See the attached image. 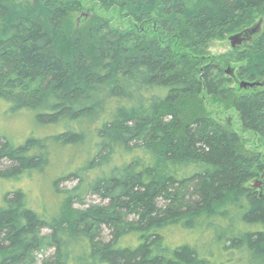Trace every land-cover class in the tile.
Returning a JSON list of instances; mask_svg holds the SVG:
<instances>
[{"label": "trees", "instance_id": "16d2710c", "mask_svg": "<svg viewBox=\"0 0 264 264\" xmlns=\"http://www.w3.org/2000/svg\"><path fill=\"white\" fill-rule=\"evenodd\" d=\"M87 4L98 11L77 27ZM261 14L264 0H0V98L56 128L0 140V175L42 172L54 146L91 155L57 218L20 189L4 196L0 264H26L41 228L47 264H264V183L251 185L264 159L242 137L264 140V87H234L264 78V32L251 49L209 52ZM88 193L107 203L75 210ZM176 232L195 240L172 243Z\"/></svg>", "mask_w": 264, "mask_h": 264}, {"label": "rangeland", "instance_id": "374dc122", "mask_svg": "<svg viewBox=\"0 0 264 264\" xmlns=\"http://www.w3.org/2000/svg\"><path fill=\"white\" fill-rule=\"evenodd\" d=\"M85 8V9H84ZM81 8L77 14H71L73 22H76L77 27L84 26L86 21L92 17L93 13L98 11L92 4L85 5ZM156 16H159L158 9L155 11ZM247 30H255L253 34H249L248 40L243 42L241 45L233 48L231 36L237 34H231L223 40H214L210 44L209 52L212 55H220L230 50H247L254 46V42L258 36L264 32V14L258 16L254 26ZM245 31V30H243ZM241 31V32H243ZM240 33V32H238ZM247 65V62L244 63ZM242 65V66H244ZM241 65L231 64L226 67V71L229 77L239 78V71ZM240 82L234 84L236 89L240 88V83L248 82L249 80L238 79ZM259 83L264 84V78H258ZM264 87V85L258 88ZM210 104V102H208ZM14 103L7 102L0 98V140L4 141L7 139L13 144L19 145L25 143L31 136L41 137L47 134V132L55 133L56 128H42L35 117V112L29 108H21L15 110ZM210 111L213 115H219L222 118H226L225 112H220L217 106L211 104ZM244 144L247 149L253 150L255 153H261L264 159V140H261L253 134L243 133L242 134ZM82 147H76L73 149H64L63 151L55 146L53 150L50 149L51 155L48 164L45 169L40 173H27L19 174V176H11L2 178L0 175V206H2L4 196L10 192L20 189L21 192L26 193L27 198L33 208H35L41 215L47 216L49 220L54 217H59L61 208L65 205L63 199L66 196L65 193L74 190L81 183L77 177L69 176L70 172L77 171L80 167H84L87 163L90 155V148L81 145ZM93 154V153H92ZM7 163L0 166V171L7 169ZM69 174V175H68ZM69 176V177H66ZM90 181V175H85V182L83 183L86 187ZM264 183L263 176H259L256 180L251 182V185L262 188ZM73 208L78 211H83L91 207L106 204L107 202L99 198L98 195L87 194L83 196L81 200L72 201ZM108 230L105 234L108 235ZM53 233L49 228H41L39 233L40 246L29 255L26 264H47L48 259L54 256L56 249L52 243ZM194 241L195 235H186L183 232H176L170 239V242L177 243L183 241ZM169 242V236L167 237ZM78 248L75 250V256H79L82 253H78ZM77 252V253H76ZM242 257L237 258L238 263H247L246 260H241ZM214 262H219L221 259H213ZM230 264V263H229Z\"/></svg>", "mask_w": 264, "mask_h": 264}, {"label": "water", "instance_id": "95a60500", "mask_svg": "<svg viewBox=\"0 0 264 264\" xmlns=\"http://www.w3.org/2000/svg\"><path fill=\"white\" fill-rule=\"evenodd\" d=\"M255 30H245L243 32L237 33L230 37L231 45L233 48H236L237 46L241 45L243 42L248 40L249 34H253ZM227 73H230V70H227ZM261 85H264L263 83L259 82H241L240 87L241 88H251L254 89L255 87H259Z\"/></svg>", "mask_w": 264, "mask_h": 264}]
</instances>
